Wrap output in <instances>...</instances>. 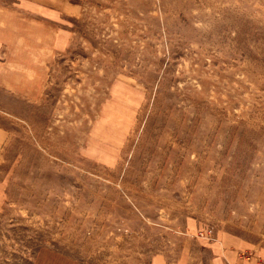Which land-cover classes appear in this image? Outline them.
<instances>
[{"label": "rangeland", "instance_id": "rangeland-1", "mask_svg": "<svg viewBox=\"0 0 264 264\" xmlns=\"http://www.w3.org/2000/svg\"><path fill=\"white\" fill-rule=\"evenodd\" d=\"M224 242L264 264V0H0V264Z\"/></svg>", "mask_w": 264, "mask_h": 264}, {"label": "crops", "instance_id": "crops-1", "mask_svg": "<svg viewBox=\"0 0 264 264\" xmlns=\"http://www.w3.org/2000/svg\"><path fill=\"white\" fill-rule=\"evenodd\" d=\"M216 246V244H214ZM212 257H213V264H237V257L235 258V253L232 246L226 245V243H222L221 246H217L214 252L213 248ZM157 262V259H156ZM160 263V262H157ZM163 264V263H160Z\"/></svg>", "mask_w": 264, "mask_h": 264}]
</instances>
